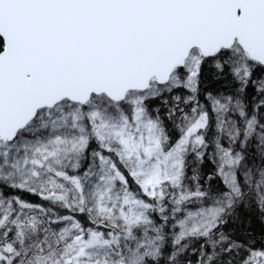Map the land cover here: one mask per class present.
Returning a JSON list of instances; mask_svg holds the SVG:
<instances>
[{
	"label": "snow or ice",
	"instance_id": "1",
	"mask_svg": "<svg viewBox=\"0 0 264 264\" xmlns=\"http://www.w3.org/2000/svg\"><path fill=\"white\" fill-rule=\"evenodd\" d=\"M0 264H264V0H0Z\"/></svg>",
	"mask_w": 264,
	"mask_h": 264
}]
</instances>
